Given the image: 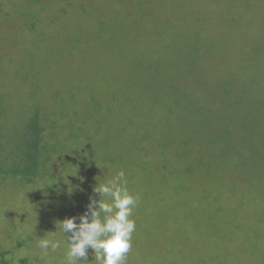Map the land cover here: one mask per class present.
Listing matches in <instances>:
<instances>
[{"label":"rangeland","instance_id":"obj_1","mask_svg":"<svg viewBox=\"0 0 264 264\" xmlns=\"http://www.w3.org/2000/svg\"><path fill=\"white\" fill-rule=\"evenodd\" d=\"M0 103L5 264L121 170L126 264H264V0H0Z\"/></svg>","mask_w":264,"mask_h":264},{"label":"clouds","instance_id":"obj_2","mask_svg":"<svg viewBox=\"0 0 264 264\" xmlns=\"http://www.w3.org/2000/svg\"><path fill=\"white\" fill-rule=\"evenodd\" d=\"M123 170L106 183H98L83 214L57 221V230L67 239L64 264L89 261L90 250L96 264H126L136 228L134 209L140 199L127 187ZM109 198V199H105ZM103 213V217H101ZM41 258L61 248V241L42 237L38 240Z\"/></svg>","mask_w":264,"mask_h":264},{"label":"trees","instance_id":"obj_3","mask_svg":"<svg viewBox=\"0 0 264 264\" xmlns=\"http://www.w3.org/2000/svg\"><path fill=\"white\" fill-rule=\"evenodd\" d=\"M0 116H1V103H0ZM40 133L41 132L38 133V138L33 143L34 146H35V148H36V152H35V155L36 156L39 154V149H40V140H39L40 139ZM0 151H1V146H0ZM1 161H2V159H0V165H1ZM39 167H40V160H39V157L37 156L35 158L34 163L33 164L32 163L30 164V169L29 170H26V169H23V168H17V169H22V170L20 172L13 171V170H12L13 172H10V171H4V170H2L1 167H0V177H2V176H14V177H16V176H29V177H37V171H38ZM0 264H5V262L2 259H0ZM20 264H28V261L23 260V261H21Z\"/></svg>","mask_w":264,"mask_h":264}]
</instances>
